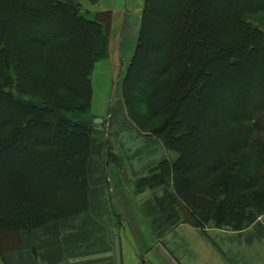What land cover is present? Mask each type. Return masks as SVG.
<instances>
[{
    "label": "trees",
    "instance_id": "1",
    "mask_svg": "<svg viewBox=\"0 0 264 264\" xmlns=\"http://www.w3.org/2000/svg\"><path fill=\"white\" fill-rule=\"evenodd\" d=\"M89 13L82 0H0L3 257L22 232L88 208L91 74L113 19ZM122 94L138 129L179 153L168 216L179 200L192 226L239 231L264 214V0H145ZM158 170L143 180L168 188Z\"/></svg>",
    "mask_w": 264,
    "mask_h": 264
},
{
    "label": "crops",
    "instance_id": "2",
    "mask_svg": "<svg viewBox=\"0 0 264 264\" xmlns=\"http://www.w3.org/2000/svg\"><path fill=\"white\" fill-rule=\"evenodd\" d=\"M89 7L94 15L110 11L113 19L109 55L91 74L88 208L22 232V249L0 252V264H264V214L239 231L192 226L179 200L168 216L161 203L176 195L171 164L179 153L138 129L122 94L145 0H98ZM154 168L169 177L168 188L143 180Z\"/></svg>",
    "mask_w": 264,
    "mask_h": 264
},
{
    "label": "rangeland",
    "instance_id": "3",
    "mask_svg": "<svg viewBox=\"0 0 264 264\" xmlns=\"http://www.w3.org/2000/svg\"><path fill=\"white\" fill-rule=\"evenodd\" d=\"M82 3H83V6H84V9L88 10L90 7V5L92 4H96V2H89L88 0H82ZM90 12V11H89ZM90 17H94V14H91V12L88 14ZM112 31V30H111ZM226 33V36L227 38H233L235 37V29L233 27H228V30L225 31ZM120 80V79H119ZM118 80V82H119ZM263 122H264V118H263ZM256 124V123H255ZM262 125V122L259 124V126ZM239 135H244V130L242 128H239L237 131H236ZM258 168L254 169L253 173H252V178L255 179V180H258L261 173L263 172V166L260 167V166H257Z\"/></svg>",
    "mask_w": 264,
    "mask_h": 264
}]
</instances>
